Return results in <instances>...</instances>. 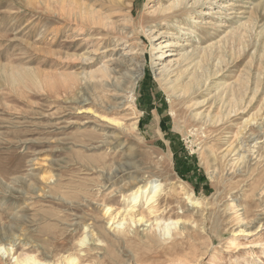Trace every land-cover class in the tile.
<instances>
[{"label":"rangeland","instance_id":"374dc122","mask_svg":"<svg viewBox=\"0 0 264 264\" xmlns=\"http://www.w3.org/2000/svg\"><path fill=\"white\" fill-rule=\"evenodd\" d=\"M116 1L0 0V264H264V0H202L167 19L150 12L176 0ZM86 8L116 30L80 24ZM131 59L112 82L142 74L134 102L131 83L121 95L99 82ZM167 63L171 86L157 78ZM133 118L134 133L111 122ZM134 178L162 185L161 215L119 229L106 209L125 210L134 190H118Z\"/></svg>","mask_w":264,"mask_h":264},{"label":"bare ground","instance_id":"6f19581e","mask_svg":"<svg viewBox=\"0 0 264 264\" xmlns=\"http://www.w3.org/2000/svg\"><path fill=\"white\" fill-rule=\"evenodd\" d=\"M190 1L191 0H176L172 4H170V7H168V8L159 7V8L155 9L154 11H152L150 13L153 16H156L157 19H161V18L162 19H167V18H169V14L168 13L171 12V11L181 12L186 17L187 16L190 17L191 13H194L197 10V8L199 6H201V4H203V2H204L202 0H194V2L191 3ZM114 6L117 9H119V10H124L127 7L131 6V3H130V0H117L116 4ZM77 8L80 9L81 7H77ZM207 12H206L205 15H207ZM127 17L128 18L132 17L131 12H129ZM76 18L80 20V22H81V23L79 22L80 24H84L83 26L92 27V29L94 31H97V29L99 27L104 28L103 30L108 31L109 33H111V32L116 30L114 27H112L111 24H106V23L103 24L102 22H104V21L96 19L95 12L92 9L86 8V9H84V13L79 10V13L76 15ZM196 23H199V22H196ZM174 24L176 25L177 29H181V27H182L181 24L182 23L180 21H176ZM220 24H223V23H220ZM224 27L220 26V28H224ZM191 31L192 30L190 29L186 33L189 34ZM119 34L123 35V33H119ZM206 52L207 51L205 50V53ZM167 57H171V54H167L166 58ZM162 58H163V56H161V59ZM134 63H135L134 59H131V60L125 62L124 65L123 64L121 65V63H120L118 65L119 68L115 67L116 69H113V70H110V68L104 66V68H102L101 71H100L101 75H102L101 78H100V81H99L101 83V87L105 88L106 91H109V89H112V90L115 89V92H118V93L121 92L120 94L122 95V92L124 91L123 87L125 86V84L128 85V83H131V87L128 88L129 92H128V90H126V91L130 95V97H129L130 101L129 102H134L133 95H134L135 87L137 85V82H139L140 78L142 77V74H138V75L132 76V78L127 77V74H120L119 78H122V79L124 78L125 79L124 80V86L122 85L123 87H121V85H116L115 83L112 82V77H115V76L119 75V70L118 69H121L123 66H126L127 64H128V66H129V64L133 65ZM170 67H171V63L165 64L161 68V71H160V73L157 76V78L159 79L161 84L163 83V85H165V86H167L168 84L170 85L172 83V76H171L172 70L170 69ZM143 68H144V65H138L139 72L142 71ZM125 71L127 72V70H125ZM238 76L234 79V82H236L238 80ZM241 83H242V81H241ZM241 83L237 82L236 85H234V86H241L240 85ZM121 84H123V83H121ZM244 85H243L242 88H245ZM189 88H191V87H189ZM170 89L171 88L169 87V90ZM199 89H200V87H199ZM235 89H236V87H235ZM194 91H196V90H194ZM232 92H233L232 94H233L234 98H237L238 95H240L241 97L243 96L241 92H240V94H237L238 93L237 89L232 91ZM173 94H175V93H173ZM120 97L121 96H118L117 93H114V96L112 97V99L118 101V100H120ZM198 104L200 105V103H198ZM196 105H197V103H196ZM196 105L195 104L193 105V107L195 106L194 109H197ZM114 106L119 107V104L115 103ZM228 106H229V104L227 105V107ZM233 107H235V106H233ZM223 109H225V108H223ZM228 110H229V108H228ZM230 110L232 111V108H230ZM196 115L199 117L202 114L201 115L196 114ZM226 115H227V113H226ZM195 116H194V118H195ZM231 116H232V113H229L226 117L230 118ZM213 117L216 118L215 116H213ZM207 118H209V116ZM222 119L223 118L221 117L220 120H222ZM132 120H134L133 123L131 125H129L128 127L126 125H124L122 122L118 121V120H112L111 122L114 125H117V127L120 129V131L122 130V131H126L127 132V131L130 130V131H132L134 133V132H136L138 130V119L137 118H133ZM212 120H213V118H212ZM220 120H219V122H221ZM222 123H223V121H222ZM228 153H230V150L228 151ZM130 170H131V166L129 164H127V163L120 164V165H118V167L115 168V171H114L113 175L108 177L107 180L109 181V180H111L113 178H116L117 176L118 177L119 176H123L124 174L129 173ZM146 183H149V179H146V178H142V179L134 178V180L132 182H126L125 184H123V186H121V188L118 190V193H120L121 195H123L124 193H126V192H128L130 190L131 191L134 190V192L132 194V197L127 199V201H129V202H128V204H127V206H126V208H125V210L123 212H121V210H119L114 215V213H113L114 210L112 209V207H110V206L108 207L107 206L108 208L106 209V213H110V212L112 213L111 214L112 218H110V222H115L116 220H118L117 224H118V226H121L120 228L118 227L119 229L127 226V229L130 230V229H132L133 226H138L139 224H143V223H147L148 224L150 222V219H152V218L158 219V216L160 217V215H161L160 212L162 211V208L160 207V200L161 199L159 200V198L161 197V194L164 191V189H163L162 185H159V186L155 187L154 192L153 191L151 192L152 188H150V193H148V191H149L148 188L146 190L144 189V186H145ZM190 197L191 196H189L188 201H190L195 206H199L200 205V203L198 201H195L193 198H190ZM144 198H145V202L142 204V207H141V202L143 201ZM163 212H165V210H163ZM173 225L174 224H171V225H167V227H165V231H166L167 235L172 234L171 233V227ZM175 225H178V222ZM157 226L159 227V224H157ZM125 229L123 231L127 232V230H125ZM154 230H155V233H156V228ZM186 231H187V228L184 225H182L179 228L177 227L175 229V231L173 232L174 234H172V235H174L175 237L183 236ZM2 232H5V231H2ZM154 236H155L154 234L152 236H147V239L149 240V242H153V240L155 238ZM88 241H90V240L87 237H84L83 239L80 240L79 246L84 249V247H86L88 245L87 244ZM83 249H81L79 251L80 252L79 254L84 252ZM6 251L10 252L9 249L6 250ZM81 260H82V256L81 255H79V256L70 255V256L65 257L61 261H57L56 263H49V264H82ZM14 264H48V263H44V262L38 261L33 256H26L23 259H20V258L17 257L15 259V263Z\"/></svg>","mask_w":264,"mask_h":264}]
</instances>
